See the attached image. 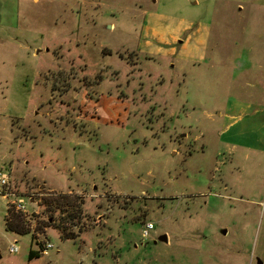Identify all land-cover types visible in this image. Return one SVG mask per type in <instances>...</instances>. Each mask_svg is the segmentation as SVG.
Returning <instances> with one entry per match:
<instances>
[{"label":"rangeland","instance_id":"1","mask_svg":"<svg viewBox=\"0 0 264 264\" xmlns=\"http://www.w3.org/2000/svg\"><path fill=\"white\" fill-rule=\"evenodd\" d=\"M259 115L264 0H0V264H264Z\"/></svg>","mask_w":264,"mask_h":264},{"label":"crops","instance_id":"2","mask_svg":"<svg viewBox=\"0 0 264 264\" xmlns=\"http://www.w3.org/2000/svg\"><path fill=\"white\" fill-rule=\"evenodd\" d=\"M228 127L229 132L235 131V135H239L238 142L234 140L235 144L237 143L245 149L264 152V115L254 116L253 119L249 118L246 121L241 119L237 123H230Z\"/></svg>","mask_w":264,"mask_h":264},{"label":"built area","instance_id":"3","mask_svg":"<svg viewBox=\"0 0 264 264\" xmlns=\"http://www.w3.org/2000/svg\"><path fill=\"white\" fill-rule=\"evenodd\" d=\"M9 182H10V176L6 169L3 167H0V196L8 198H14L13 200H9L7 203L6 208H12L17 212L26 213L25 205L23 198L20 197V195L13 193L9 188ZM29 200H31L30 197H28ZM153 230V224L150 222H146L143 226L141 236L147 237L150 231ZM48 248H51V244H46L44 249L46 250ZM8 251L10 253H15L18 251V247L16 246L15 242L12 243L11 246H9Z\"/></svg>","mask_w":264,"mask_h":264},{"label":"trees","instance_id":"4","mask_svg":"<svg viewBox=\"0 0 264 264\" xmlns=\"http://www.w3.org/2000/svg\"><path fill=\"white\" fill-rule=\"evenodd\" d=\"M26 215L22 212H17L12 208H7V212L4 218V226L5 230L10 233H14L17 235L26 234L27 231L24 229L23 223L24 218ZM45 249L42 247L39 250H32L30 249L28 252V260H31L33 258H38L40 253L44 252ZM40 252V253H39Z\"/></svg>","mask_w":264,"mask_h":264},{"label":"water","instance_id":"5","mask_svg":"<svg viewBox=\"0 0 264 264\" xmlns=\"http://www.w3.org/2000/svg\"><path fill=\"white\" fill-rule=\"evenodd\" d=\"M159 240H160V241H163V242H166V241H167V238H166V236L164 235V236L160 237Z\"/></svg>","mask_w":264,"mask_h":264}]
</instances>
